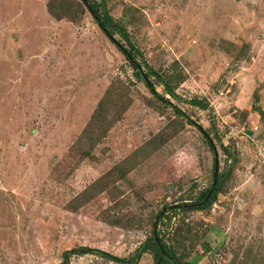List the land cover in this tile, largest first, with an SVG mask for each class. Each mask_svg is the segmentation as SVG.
I'll use <instances>...</instances> for the list:
<instances>
[{"label": "rangeland", "instance_id": "374dc122", "mask_svg": "<svg viewBox=\"0 0 264 264\" xmlns=\"http://www.w3.org/2000/svg\"><path fill=\"white\" fill-rule=\"evenodd\" d=\"M88 2L161 101L80 0H0L3 59L33 24L73 23V75L53 49L40 71L0 61V264H117L62 254L130 258L159 212L178 261L264 264V0Z\"/></svg>", "mask_w": 264, "mask_h": 264}, {"label": "crops", "instance_id": "0c3cea01", "mask_svg": "<svg viewBox=\"0 0 264 264\" xmlns=\"http://www.w3.org/2000/svg\"><path fill=\"white\" fill-rule=\"evenodd\" d=\"M49 22V23H48ZM30 25H26V28ZM35 28L32 30L30 28V33L27 36H21L19 39V43L16 44L14 47V56L13 58L11 56H8L7 53L4 54V59L0 57V61L4 62L5 69L11 68H23L27 69L28 67H31V70L34 66L37 65L38 70L39 64L41 61H43V66L45 67V57L46 52L51 51L53 49V52H60L59 55V61L54 65L55 69L59 72V74L66 72L70 75H73V23L67 21V20H51L46 21L42 20L40 23L33 24V26H30ZM34 35V36H33ZM25 39H27L28 48H25ZM52 42L54 46L49 45V42ZM41 59V61H40ZM29 61V64L27 66L26 62ZM38 63V64H37ZM7 67V68H6ZM26 67V68H25ZM35 68V67H34ZM21 72L18 73H22ZM11 73V72H8ZM14 74L17 73L16 70L13 72ZM56 72L54 71V74ZM75 101L72 102L70 105H74ZM85 103V102H84ZM78 103H75L77 107ZM83 104V103H82ZM80 109H83V107H80ZM82 106V105H81ZM73 106H70L67 113V119L69 122H73V117L75 118L74 122L78 121L77 115H78V109H72ZM75 107V108H76ZM74 108V107H73ZM76 110V112L73 114V112ZM86 122L85 120H82ZM87 123V122H86ZM76 124V123H73ZM84 129V128H83ZM79 128H77V131ZM74 132V130H73ZM74 138V137H73ZM87 161L90 160L89 158H85Z\"/></svg>", "mask_w": 264, "mask_h": 264}, {"label": "trees", "instance_id": "16d2710c", "mask_svg": "<svg viewBox=\"0 0 264 264\" xmlns=\"http://www.w3.org/2000/svg\"><path fill=\"white\" fill-rule=\"evenodd\" d=\"M80 1L85 6L86 11L93 20V23L98 27V29L104 35V37L108 39V41H110L115 46V48L119 51V53L123 55L126 61L129 62L130 66L134 69L136 78H138L142 83H144L145 88L154 98L161 101V98L154 92V89L152 88V85L147 81V78L143 74L138 72L139 71L138 66L135 63L134 59L131 57V55L112 38L114 30L118 27L117 24L113 22L112 18L106 13V11L102 10V8H99L98 5L94 3H89L88 0H80ZM175 113H177L179 116H182L179 111H176ZM210 149L214 154L213 147L211 145H210ZM214 193H215V189H213V194ZM205 203H208V201H206ZM186 207H190V206H186ZM173 209H175V207ZM163 214H164L163 212H159L155 216V221L152 224V232H153L152 237L147 238L143 242H141L134 250V253L131 255L130 258L115 257L99 250L81 247L77 249L64 251L62 254L63 262H67V259L73 255L95 253L99 255V257L105 258L106 260L117 264H137L140 257L148 250V247L152 246L153 247L152 259L154 264H198L196 262H190V261L181 262L176 260L174 258L173 252L165 248L164 245L157 238V235L155 233L156 225L158 221H160V218L163 216Z\"/></svg>", "mask_w": 264, "mask_h": 264}, {"label": "water", "instance_id": "95a60500", "mask_svg": "<svg viewBox=\"0 0 264 264\" xmlns=\"http://www.w3.org/2000/svg\"><path fill=\"white\" fill-rule=\"evenodd\" d=\"M215 171H216V166L214 165V172H213V175H215ZM214 184H215V182L213 181L212 187L214 186ZM210 193H211V191L208 193V195H207V196H209V195H210ZM207 196H206V197H207Z\"/></svg>", "mask_w": 264, "mask_h": 264}, {"label": "built area", "instance_id": "2783aa9c", "mask_svg": "<svg viewBox=\"0 0 264 264\" xmlns=\"http://www.w3.org/2000/svg\"><path fill=\"white\" fill-rule=\"evenodd\" d=\"M253 131H255V128L253 129Z\"/></svg>", "mask_w": 264, "mask_h": 264}]
</instances>
